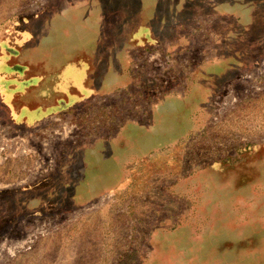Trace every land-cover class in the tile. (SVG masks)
I'll list each match as a JSON object with an SVG mask.
<instances>
[{"label":"rangeland","instance_id":"374dc122","mask_svg":"<svg viewBox=\"0 0 264 264\" xmlns=\"http://www.w3.org/2000/svg\"><path fill=\"white\" fill-rule=\"evenodd\" d=\"M158 244L264 264V0H0V264Z\"/></svg>","mask_w":264,"mask_h":264},{"label":"crops","instance_id":"0c3cea01","mask_svg":"<svg viewBox=\"0 0 264 264\" xmlns=\"http://www.w3.org/2000/svg\"><path fill=\"white\" fill-rule=\"evenodd\" d=\"M157 246L158 249L148 250L150 252V255L146 256L148 259H154L156 257L162 258L163 261L159 262V264H175V262L181 261L179 257L182 250L176 249L178 244H158Z\"/></svg>","mask_w":264,"mask_h":264}]
</instances>
